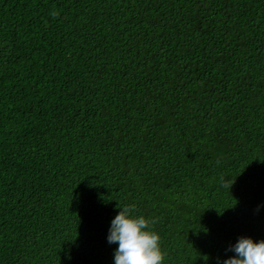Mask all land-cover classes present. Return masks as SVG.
<instances>
[{"label":"trees","instance_id":"trees-1","mask_svg":"<svg viewBox=\"0 0 264 264\" xmlns=\"http://www.w3.org/2000/svg\"><path fill=\"white\" fill-rule=\"evenodd\" d=\"M131 204L162 264L264 239V0H0V264H115Z\"/></svg>","mask_w":264,"mask_h":264},{"label":"clouds","instance_id":"clouds-1","mask_svg":"<svg viewBox=\"0 0 264 264\" xmlns=\"http://www.w3.org/2000/svg\"><path fill=\"white\" fill-rule=\"evenodd\" d=\"M50 15L55 18L58 12L53 11ZM220 179L222 186L230 189L233 182L229 184L226 178ZM119 209L111 221L107 237L110 244H118L114 253L115 264H162L165 254L160 245V236L153 230L156 220L137 215L135 204ZM228 250L235 255L224 259L222 264H264V239L255 241L242 236Z\"/></svg>","mask_w":264,"mask_h":264}]
</instances>
